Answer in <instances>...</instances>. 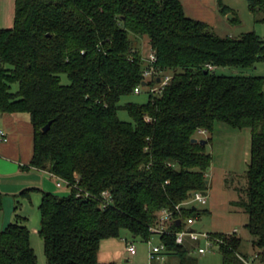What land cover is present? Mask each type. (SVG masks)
<instances>
[{
	"label": "trees",
	"instance_id": "16d2710c",
	"mask_svg": "<svg viewBox=\"0 0 264 264\" xmlns=\"http://www.w3.org/2000/svg\"><path fill=\"white\" fill-rule=\"evenodd\" d=\"M245 1L264 23V0ZM219 9L230 12L220 0ZM131 34L148 39L156 55L151 78ZM261 61V36L220 37L187 17L181 0H15L13 27L0 29V115H29L31 167L70 184L66 197L41 192L38 234L47 263L105 264L103 240L127 231L148 243L166 210L174 220L159 236L164 264H198L195 247L177 245L174 234L208 213L186 203L208 195L214 158L207 148L218 123L251 132L247 188L235 204L248 215L255 260L264 263V77L217 73ZM166 77L147 103L122 105L137 87L149 90ZM27 223L17 214L0 231V264H39ZM212 234L222 264H247L237 232Z\"/></svg>",
	"mask_w": 264,
	"mask_h": 264
},
{
	"label": "rangeland",
	"instance_id": "374dc122",
	"mask_svg": "<svg viewBox=\"0 0 264 264\" xmlns=\"http://www.w3.org/2000/svg\"><path fill=\"white\" fill-rule=\"evenodd\" d=\"M215 4L219 0H213ZM225 7L230 8L227 15H223L217 8L218 21L213 25V31L220 37H240L242 34L255 32L264 39V23L255 22L254 15L250 12L245 0H220ZM10 2V4H9ZM0 7V29H9L13 25L14 19V0H1ZM236 19V22L233 19ZM238 20V22H237ZM131 39L135 41L136 47L140 50L144 59L148 58L151 51L149 41L146 38H140L131 34ZM219 75H246L264 77V61L258 62L254 68H225L217 71ZM63 83L68 84L69 80L63 76ZM149 90L143 87L140 94H134L130 97L123 98L122 105L127 102L145 104L148 102ZM26 115V114H25ZM29 117V115H26ZM119 118L122 121L131 122V118L126 111L119 112ZM197 138H202L198 136ZM213 143L207 148L209 153L213 154L214 165L217 171L224 173L225 178H219L214 183L213 189L210 187L208 202L206 205L197 204L199 210H209L210 213L203 214L200 220H196L194 229L199 232L217 231L218 233L237 232L243 238L241 253L247 255L250 264H264L260 260H255V252L252 247V236L246 229L248 215L235 202L240 201L245 196L247 188L246 171L250 161L251 153V132L248 129L238 130L230 128L224 124L218 123L213 136ZM228 174H226V172ZM50 181L48 192L66 197L70 194L67 186L56 187L54 180ZM49 188V187H48ZM47 191V190H46ZM38 194L31 193L30 199L19 197L16 201L18 214L28 217L30 228L40 227ZM1 215V214H0ZM130 236L127 231H122L121 236ZM131 242L137 248L138 256L130 259V262L119 261L115 264H150L149 249L151 246H158L160 239L153 236L149 243L141 239H132ZM31 245L36 253L39 264H48L44 252V244L38 231L32 230ZM198 264H222V256L218 247L204 255L194 254ZM108 259V258H107ZM166 261V260H165ZM170 262H175L171 260Z\"/></svg>",
	"mask_w": 264,
	"mask_h": 264
},
{
	"label": "crops",
	"instance_id": "0c3cea01",
	"mask_svg": "<svg viewBox=\"0 0 264 264\" xmlns=\"http://www.w3.org/2000/svg\"><path fill=\"white\" fill-rule=\"evenodd\" d=\"M181 3L187 17L205 22L212 28L213 25L217 23V8H219V2L216 5L213 0H181ZM1 6L0 0V7ZM9 27L12 28L13 25ZM0 129L6 134L8 140L7 142H0V193L2 195V209L0 210L1 231L15 220L18 214L16 201L21 193L26 190H34L33 193L38 194L37 200L41 202V192H48L51 186L49 180L55 181V179L49 175V172L31 167L34 150V129L30 117H26L25 114L0 115ZM214 164L213 160L212 167L208 174L210 187L212 189L214 183L219 181L220 177H222V179L225 178L224 173L217 171L218 169H216ZM226 174H228V172H226ZM208 213H210L209 210ZM27 225L31 233L32 230L39 231V228H36V226L30 228L29 222ZM211 233L218 232L212 231ZM131 240L132 238L128 235L121 236L120 238L103 240L99 250V261L105 264H115V262L126 260L130 262V259L138 256L137 253L136 255H131L127 250V244L131 242ZM167 259L166 257L165 260Z\"/></svg>",
	"mask_w": 264,
	"mask_h": 264
},
{
	"label": "built area",
	"instance_id": "2783aa9c",
	"mask_svg": "<svg viewBox=\"0 0 264 264\" xmlns=\"http://www.w3.org/2000/svg\"><path fill=\"white\" fill-rule=\"evenodd\" d=\"M147 64H149V69L145 72L146 78H151L152 76L156 75L157 72L154 68V64L157 61L156 55L154 52H151L149 57L145 59ZM170 78L166 77L163 80H160L159 84L154 87H149V91L151 93H161L163 89L169 83ZM141 87H137L135 89L136 94L141 93ZM6 134L0 129V142H7ZM49 175L55 179L56 186L58 188L65 186H69V182L56 177L55 175L49 173ZM104 197L108 196V193L103 194ZM208 202V196L204 195L202 192L195 193L192 199L186 203L187 206L191 205H206ZM180 209V206L177 207ZM174 218L172 214L168 211H163L160 224L158 227L153 228L152 231L156 236L164 235L169 231V223L173 222ZM196 224V219L190 218L186 221L184 229L176 232L175 242L177 245L180 246H192L195 247L192 254H199L204 255L209 251H212L214 247H218L217 245L220 244V240L215 238L211 232H199L194 229V225ZM150 242V241H149ZM148 242V243H149ZM127 250L131 255H136L137 248L132 242H128ZM166 252V246L163 243H160L158 246H151L149 249V262L150 264H164L166 256L164 255ZM247 264H250L248 260H245Z\"/></svg>",
	"mask_w": 264,
	"mask_h": 264
},
{
	"label": "water",
	"instance_id": "95a60500",
	"mask_svg": "<svg viewBox=\"0 0 264 264\" xmlns=\"http://www.w3.org/2000/svg\"><path fill=\"white\" fill-rule=\"evenodd\" d=\"M159 82H160V80H159ZM143 85L146 86L145 83H144ZM50 126H51V123H49V124L44 128V131H45V132L48 131L49 128H50ZM193 142H194V143H197V142H199V141H198L197 139H194ZM200 143L203 144V145H205V144H206V141L202 140V141H200ZM203 194L206 195V193H203ZM180 223H181V222L179 221V224H180Z\"/></svg>",
	"mask_w": 264,
	"mask_h": 264
},
{
	"label": "bare ground",
	"instance_id": "6f19581e",
	"mask_svg": "<svg viewBox=\"0 0 264 264\" xmlns=\"http://www.w3.org/2000/svg\"><path fill=\"white\" fill-rule=\"evenodd\" d=\"M194 206H196V205H194Z\"/></svg>",
	"mask_w": 264,
	"mask_h": 264
}]
</instances>
